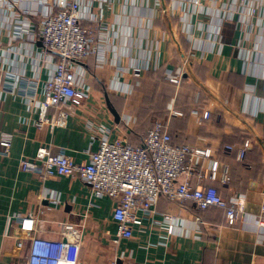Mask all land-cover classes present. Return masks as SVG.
<instances>
[{
	"label": "crops",
	"instance_id": "0c3cea01",
	"mask_svg": "<svg viewBox=\"0 0 264 264\" xmlns=\"http://www.w3.org/2000/svg\"><path fill=\"white\" fill-rule=\"evenodd\" d=\"M57 1H0V139H10L7 155L0 147V264H20L28 252L16 217L34 219L41 238L66 234L64 264H264V0L245 7L227 0H73L81 26L93 31L94 52L78 68L88 97L61 108L63 126L38 127L37 102L54 58L43 53L36 31ZM177 70L174 85L166 75ZM89 122L135 146L161 123L174 145L210 150L219 177L227 167L228 182L204 184L223 197L243 194L244 212L229 220L222 209L161 197L156 215L141 217L131 239L114 243V200L97 197L77 177L41 181L18 168L41 147L87 162L97 148ZM226 145L233 150L224 152ZM17 239H25L21 251Z\"/></svg>",
	"mask_w": 264,
	"mask_h": 264
},
{
	"label": "built area",
	"instance_id": "2783aa9c",
	"mask_svg": "<svg viewBox=\"0 0 264 264\" xmlns=\"http://www.w3.org/2000/svg\"><path fill=\"white\" fill-rule=\"evenodd\" d=\"M227 1L245 7L259 0ZM52 9L50 14L39 19L36 31L43 53L54 58L53 71L41 90L43 99L37 102L39 118L36 125L51 128L64 125L67 114L61 110L62 107H70L72 101L88 97L87 89L80 84L78 68L94 52L93 31L81 26L78 4L73 0H59ZM166 80L179 85L181 72L169 71ZM49 109L53 112L48 117ZM208 117L207 111L200 115L202 120ZM86 130L90 144H97L96 150L88 152L87 162L77 163L63 151L53 153L49 147H41L34 157L20 158L18 168L21 172L37 175L41 181L55 176L77 177L97 197L114 200L112 219L118 234L114 243L119 239H131L133 226L141 217L156 215V204L161 197L178 203L192 202L198 210L222 209L229 220L244 212L243 194L231 193L223 197L215 186L204 184L206 180L227 184V167L222 168L219 177L218 166L212 160L210 150L174 145L161 123H156L138 146L132 145L125 137H111L110 130L97 127L92 122ZM0 147L4 155L9 153L8 136L0 139ZM232 150L230 145L224 147L226 152ZM244 156V149H238L237 160L242 162ZM182 176L185 179L179 182ZM161 216L164 222L171 220L166 214ZM15 222L25 231L26 240L30 243L20 264H64L66 234L58 240H48L38 236L34 219L16 217ZM259 223L264 227L263 219ZM24 240L17 239L19 251L23 249Z\"/></svg>",
	"mask_w": 264,
	"mask_h": 264
},
{
	"label": "trees",
	"instance_id": "16d2710c",
	"mask_svg": "<svg viewBox=\"0 0 264 264\" xmlns=\"http://www.w3.org/2000/svg\"><path fill=\"white\" fill-rule=\"evenodd\" d=\"M144 136V135H143ZM143 138V137H142ZM141 141H142V139H141ZM224 152H226V151H224Z\"/></svg>",
	"mask_w": 264,
	"mask_h": 264
}]
</instances>
